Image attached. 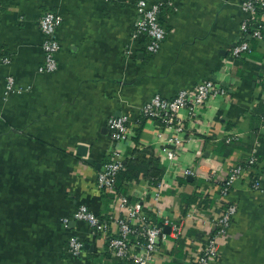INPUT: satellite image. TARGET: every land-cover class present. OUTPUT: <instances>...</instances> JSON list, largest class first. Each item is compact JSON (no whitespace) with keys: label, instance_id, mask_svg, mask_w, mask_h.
Listing matches in <instances>:
<instances>
[{"label":"crops","instance_id":"crops-1","mask_svg":"<svg viewBox=\"0 0 264 264\" xmlns=\"http://www.w3.org/2000/svg\"><path fill=\"white\" fill-rule=\"evenodd\" d=\"M135 2L0 0V264H125L107 254L105 237L92 236L72 216L81 204L99 217L108 211L110 233L116 232L113 221L124 211L117 197L107 204L96 186L114 147L106 123L121 113L135 117L154 94L172 98L208 79L226 90L194 120L179 112L186 140L172 160L164 152L171 133L154 121L142 120L132 143L116 146L123 158L129 148H150L164 170L163 189L158 193L141 180L128 185L127 197L153 216L181 225L182 250L170 241L152 264L172 262L179 252L181 262L190 264L189 258L199 255L212 230L210 220L219 213L220 183L251 153L258 135L264 136L263 120L251 119L252 109L264 105V88L255 84L264 66L263 47L256 46L260 61L236 65L228 56L240 36L241 0H180L166 7L160 14L166 37L154 55L143 52L140 38L131 40ZM45 11L62 17L52 73L37 71L43 62L38 20ZM128 46L131 56L124 54ZM3 57L9 65L1 64ZM8 75L23 91L5 99ZM232 136L242 148L225 156L222 142ZM185 169L197 176L183 177ZM208 174L212 181L201 180ZM252 177L264 182V160L223 199L236 213L217 240L211 264H264V196L251 188ZM182 196L191 197L188 205ZM204 197L214 201L211 207L198 204ZM70 236L83 242L79 258L66 251Z\"/></svg>","mask_w":264,"mask_h":264},{"label":"built area","instance_id":"built-area-1","mask_svg":"<svg viewBox=\"0 0 264 264\" xmlns=\"http://www.w3.org/2000/svg\"><path fill=\"white\" fill-rule=\"evenodd\" d=\"M112 2L113 0H104ZM180 0L154 1L136 0L134 10L136 21L131 33V40L140 38L143 52L146 55H154L160 49L166 37V31L160 22V14L166 7H173V4ZM240 11L243 19L239 26L240 36L229 49V59L233 62L237 59H247L246 54L251 51L249 40H254L264 50V0H241ZM62 23V17L55 12L45 11L38 20L39 30L43 40L41 49L43 62L38 67V73H52L57 69L56 53L59 46L56 38V31ZM125 56H131V46L124 50ZM2 65H9L10 59L3 57ZM264 76V71L262 73ZM22 88H16L11 75L5 77L3 96L7 99L10 95L21 93ZM226 96V90L217 82L208 79L198 83L192 90H179L172 98H163L154 94L150 100L144 103L137 114L121 113L111 116L107 120L106 128L110 136L113 149L108 154L106 162L96 175V186L101 191H111L116 175L123 169L121 153L116 146L119 144L132 143V131L139 126L142 120L154 121L159 129L170 131L171 137L167 140V147L164 149L166 157L172 160L181 150L186 138H184V126L179 119V112L185 110L189 119L194 120L206 104L214 98ZM238 139L232 136L226 139ZM247 167L235 164L229 170L226 179L220 183L217 194L220 199L219 213L210 220L211 233L208 234L198 256L190 257V264H211L217 256V240L224 235L236 213L233 204L223 201L234 184L255 165L256 160L253 152L245 159ZM183 177L195 178L194 169L182 171ZM203 181H212V175L208 174ZM250 186L264 196V182L259 178L252 177ZM155 189L158 193L163 189L162 180ZM155 196L158 198L159 194ZM118 208L124 214L114 219L117 229L112 235L110 225L112 213L108 214V220L99 217L91 212L87 206L79 205L73 213V220L84 223L92 236H103L106 239L105 246L110 257L125 264H152L158 253L169 245L172 240H178L181 234V225L164 219L163 227L151 225L147 216L142 210V203L135 201L130 203L128 197H118ZM112 212V210H111ZM209 220V218H208ZM63 220V224H67ZM169 227V233L164 228ZM83 242L77 236H70L67 241L66 251L72 258H79L82 255Z\"/></svg>","mask_w":264,"mask_h":264},{"label":"trees","instance_id":"trees-1","mask_svg":"<svg viewBox=\"0 0 264 264\" xmlns=\"http://www.w3.org/2000/svg\"><path fill=\"white\" fill-rule=\"evenodd\" d=\"M251 45V51L249 54L245 55V58L250 60L260 61L263 57L256 52L257 43L254 40H249ZM241 60L237 59L233 62L238 65L240 64ZM264 71V66H261V75L255 79V84H259L264 88V76L262 75ZM251 119L255 118L263 120L264 122V105L260 104L254 107L251 111ZM143 122H140L139 125L141 126ZM226 137L222 142V147L224 146L227 150L224 152L225 156L230 155L235 150H240L242 146L239 145V139H231L229 142H226ZM137 141V140H136ZM138 144V143H137ZM244 148V147H243ZM251 153L253 152V157L256 161L264 160V136L258 135L257 144L254 147L248 149ZM238 165L243 167H247L245 159L238 162ZM164 175L163 167L158 158H155L154 154L150 150L148 146H143L142 148L134 147L129 148L126 151V155L123 161V169L118 172L116 175L113 189L111 191H106L101 189L103 193V197L106 200L107 204L113 202L115 197L125 196L127 197V189L128 185L131 183H138L141 180L148 182L149 186L155 188L161 182L162 177ZM200 180V179H199ZM185 204H189L191 197H183ZM194 196V201H195ZM205 200H201L198 204L201 206L204 203L209 205L210 207L213 205L214 201L207 200V197H204ZM136 200L129 199L130 203H134ZM142 210L145 212L146 210L142 207ZM146 216L148 218V222L151 225H155L158 227H163L164 219L157 218L152 215L149 211H146ZM106 220H108V211H106L105 215L103 216ZM180 239V238H179ZM172 240L176 245H178V249L182 250V240ZM105 250L107 251V247L105 246ZM109 255V253L107 252ZM183 253L179 252L177 255L174 256V260L172 262L166 264H185L182 263Z\"/></svg>","mask_w":264,"mask_h":264},{"label":"water","instance_id":"water-1","mask_svg":"<svg viewBox=\"0 0 264 264\" xmlns=\"http://www.w3.org/2000/svg\"><path fill=\"white\" fill-rule=\"evenodd\" d=\"M88 162H90V161H88ZM187 178H188L189 180L192 179L191 177H187ZM169 231H170L169 227H165V228H164V232L169 233Z\"/></svg>","mask_w":264,"mask_h":264}]
</instances>
